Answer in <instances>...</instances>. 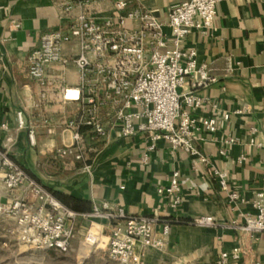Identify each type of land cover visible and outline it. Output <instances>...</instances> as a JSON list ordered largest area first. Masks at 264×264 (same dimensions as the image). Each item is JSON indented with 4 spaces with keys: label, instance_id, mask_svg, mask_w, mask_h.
Here are the masks:
<instances>
[{
    "label": "crops",
    "instance_id": "0c3cea01",
    "mask_svg": "<svg viewBox=\"0 0 264 264\" xmlns=\"http://www.w3.org/2000/svg\"><path fill=\"white\" fill-rule=\"evenodd\" d=\"M181 1L133 0V5L152 9L166 22L169 10ZM64 2L73 4L71 16L90 12L102 18L112 10L110 0L91 5L79 0H0V124H9L8 132L0 129V146L77 212H90L95 203L108 201L133 215H157L154 234L163 246L138 248V264H217L221 253L236 245L242 247L241 258L231 264H264V232L243 228L246 216L255 213L251 200L264 169V0H221L214 31L194 30L184 43L197 49L198 61L208 63L216 79L197 89L207 99L199 114L207 116L216 109L230 113L228 120L220 118L215 132L195 134L194 142L207 162L173 149L163 139L150 149L151 141L142 133L127 137L113 133L96 140L83 128L91 148L88 169L82 161L67 165L68 159L56 154L73 143L63 122L78 112L79 103L38 105L41 88L26 74L28 57L41 35L66 24ZM63 51L75 54L79 45L66 43ZM65 82L80 84L76 65L65 69ZM194 88L190 81L184 86L185 91ZM20 110L28 123L25 128L18 124ZM30 125L38 130L36 145L29 140ZM253 129L258 144L250 143ZM229 136L235 142L229 155L223 156L219 151ZM214 169L226 173L227 188ZM175 170L181 174L183 201L173 208L172 195L159 194L158 188L169 184ZM230 191H237L243 200L232 201ZM202 217H212L213 223H200Z\"/></svg>",
    "mask_w": 264,
    "mask_h": 264
},
{
    "label": "built area",
    "instance_id": "2783aa9c",
    "mask_svg": "<svg viewBox=\"0 0 264 264\" xmlns=\"http://www.w3.org/2000/svg\"><path fill=\"white\" fill-rule=\"evenodd\" d=\"M110 1L111 13L102 18L90 12L71 16L73 4L64 2L66 24L44 32L28 57L26 74L41 88L38 105L51 101L79 103L78 112L63 122L72 133L73 143L58 149L57 156L67 158V165L82 161L88 169L91 148L82 131L88 128L96 140L113 133L121 137L142 133L149 137L150 149L163 139L173 149H183L207 162L194 142L195 134L215 132L220 118L228 120L230 113L216 109L207 116L199 114L207 99L197 89L208 87L216 79L208 63L198 61L197 49L184 43L194 30L214 31L221 0H182L169 10L166 22L152 9L134 6L133 0ZM72 41L78 43L79 51L65 54L64 44ZM71 64L81 74L77 86L65 82V69ZM188 81L195 88L185 91ZM17 117L19 127H27L22 110ZM29 127L30 143L36 145L37 127ZM0 129L8 132L9 124L1 123ZM253 132L250 143L258 144L256 129ZM234 142L233 136L224 140L220 154L229 155ZM214 173L227 188L226 173L219 169ZM180 175L175 170L169 184L158 188L159 194L172 195L173 208L183 201ZM229 197L234 202L243 200L237 191H230ZM251 204L255 213L246 216L243 228L264 232V169ZM6 218L15 223L19 242L34 249L69 250L79 220L87 228L88 239L103 244L109 257L123 264L140 262L138 248L147 251L163 246L154 234L157 215H133L108 201L95 203L90 212H77L0 146V225ZM199 222L213 223V219L202 217ZM241 253L242 247L236 245L223 251L217 264L236 262Z\"/></svg>",
    "mask_w": 264,
    "mask_h": 264
},
{
    "label": "rangeland",
    "instance_id": "374dc122",
    "mask_svg": "<svg viewBox=\"0 0 264 264\" xmlns=\"http://www.w3.org/2000/svg\"><path fill=\"white\" fill-rule=\"evenodd\" d=\"M75 230L67 251L34 249L19 242L15 223L6 218L0 225V264H123L110 258L103 244L88 239L81 220Z\"/></svg>",
    "mask_w": 264,
    "mask_h": 264
},
{
    "label": "trees",
    "instance_id": "16d2710c",
    "mask_svg": "<svg viewBox=\"0 0 264 264\" xmlns=\"http://www.w3.org/2000/svg\"><path fill=\"white\" fill-rule=\"evenodd\" d=\"M31 175V174H30ZM58 199H60L62 202L66 203V205L74 210H77V207H73L71 206V202L68 201L67 199H65L64 196H62L61 194L58 193H53ZM92 209H90L89 211H91Z\"/></svg>",
    "mask_w": 264,
    "mask_h": 264
}]
</instances>
